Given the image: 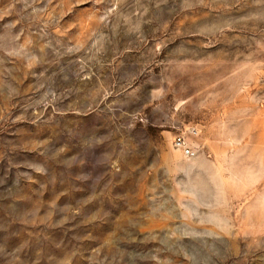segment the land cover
<instances>
[{
  "label": "rangeland",
  "instance_id": "obj_1",
  "mask_svg": "<svg viewBox=\"0 0 264 264\" xmlns=\"http://www.w3.org/2000/svg\"><path fill=\"white\" fill-rule=\"evenodd\" d=\"M0 264H264V0H0Z\"/></svg>",
  "mask_w": 264,
  "mask_h": 264
},
{
  "label": "built area",
  "instance_id": "obj_2",
  "mask_svg": "<svg viewBox=\"0 0 264 264\" xmlns=\"http://www.w3.org/2000/svg\"><path fill=\"white\" fill-rule=\"evenodd\" d=\"M189 131L195 135L198 134L196 127H190ZM173 145L180 150L184 156L193 157L196 153V146L191 144L185 136L184 131L178 133L173 139Z\"/></svg>",
  "mask_w": 264,
  "mask_h": 264
}]
</instances>
